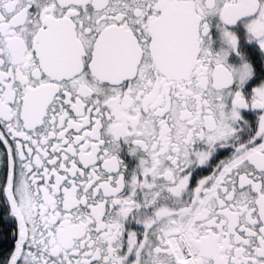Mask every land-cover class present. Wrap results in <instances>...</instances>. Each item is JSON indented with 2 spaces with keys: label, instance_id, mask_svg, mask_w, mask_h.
<instances>
[{
  "label": "snow or ice",
  "instance_id": "1",
  "mask_svg": "<svg viewBox=\"0 0 264 264\" xmlns=\"http://www.w3.org/2000/svg\"><path fill=\"white\" fill-rule=\"evenodd\" d=\"M241 24L264 50V0H0V264H264Z\"/></svg>",
  "mask_w": 264,
  "mask_h": 264
},
{
  "label": "flooded vegetation",
  "instance_id": "2",
  "mask_svg": "<svg viewBox=\"0 0 264 264\" xmlns=\"http://www.w3.org/2000/svg\"><path fill=\"white\" fill-rule=\"evenodd\" d=\"M239 37V52L243 56V61L240 56H237L235 53H232L229 57V63L234 66H239L244 60L250 62V64L255 69V75L249 81V85L251 87L260 86V84L264 83V50H261L259 45L256 42H250L247 36V30L243 27V25H238L232 28ZM215 37V48L219 50L221 47H227V45L223 44L220 39V33L214 30ZM245 114H247V110H245Z\"/></svg>",
  "mask_w": 264,
  "mask_h": 264
},
{
  "label": "clouds",
  "instance_id": "3",
  "mask_svg": "<svg viewBox=\"0 0 264 264\" xmlns=\"http://www.w3.org/2000/svg\"><path fill=\"white\" fill-rule=\"evenodd\" d=\"M244 62H246V63H249V64H250V62H248L247 60H244Z\"/></svg>",
  "mask_w": 264,
  "mask_h": 264
}]
</instances>
